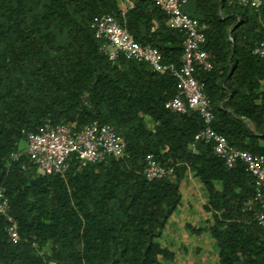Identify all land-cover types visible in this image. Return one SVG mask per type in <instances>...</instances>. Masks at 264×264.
<instances>
[{"label": "trees", "instance_id": "trees-1", "mask_svg": "<svg viewBox=\"0 0 264 264\" xmlns=\"http://www.w3.org/2000/svg\"><path fill=\"white\" fill-rule=\"evenodd\" d=\"M123 1L125 8L120 0H0V186L20 236L10 240L0 215V264H168L176 250L164 234L189 175L201 184L208 217L186 226L208 233L215 264H264V226L242 210L253 175L195 141L205 125L198 112L165 107L178 91L176 76L135 59L111 61L100 50L92 22L114 13L139 43L180 68L185 31L169 26L153 0ZM181 9L207 25L202 47L213 69L196 76L211 101V126L233 147L264 156V57L252 53L264 39V0L258 8L187 0ZM48 119L76 129L110 124L126 154L73 163L63 176L11 161L21 130L37 132ZM147 154L174 173L148 179Z\"/></svg>", "mask_w": 264, "mask_h": 264}, {"label": "built area", "instance_id": "built-area-1", "mask_svg": "<svg viewBox=\"0 0 264 264\" xmlns=\"http://www.w3.org/2000/svg\"><path fill=\"white\" fill-rule=\"evenodd\" d=\"M167 15V23L185 31L181 65L164 63L156 47L139 43L132 33L120 25L114 13H103L92 22L95 35L102 40L100 50L111 61L120 57L135 59L149 64L151 70L172 73L178 79V91L167 100L165 107L176 113L198 112L204 127L195 134V141H204L213 146L214 153L227 167L243 163L253 175L254 194L244 201L242 210L251 212L257 224L264 226V156H256L247 150L230 145L224 135L211 126L214 113L211 101L205 92V83L196 74L199 70L210 71L213 62L202 47L207 25L187 15L181 9L187 0H153ZM238 4L258 8L261 0H235ZM254 55L264 57V39L252 49ZM24 146L10 153L11 161H22V168L34 165L40 173L65 175L73 163L85 166L88 163L106 161L109 157H123L126 143L115 129L107 123L92 121L79 129L74 122L46 120L39 131L21 130ZM144 176L148 179L169 176L174 167L153 154L145 157ZM0 215L6 221L10 240H19L16 221L10 213V204L4 187L0 186Z\"/></svg>", "mask_w": 264, "mask_h": 264}, {"label": "rangeland", "instance_id": "rangeland-1", "mask_svg": "<svg viewBox=\"0 0 264 264\" xmlns=\"http://www.w3.org/2000/svg\"><path fill=\"white\" fill-rule=\"evenodd\" d=\"M120 1L121 6L125 8L124 1ZM24 145V142L20 143V146ZM181 188L183 201L171 221V227L175 228V231H168L167 236H164L165 243H169L177 253L176 262L168 264H215L216 246L208 233L194 234L186 226L187 223L193 226L205 224L208 217V213L203 209L206 198L201 184L191 175ZM178 243H182V246H178Z\"/></svg>", "mask_w": 264, "mask_h": 264}, {"label": "crops", "instance_id": "crops-1", "mask_svg": "<svg viewBox=\"0 0 264 264\" xmlns=\"http://www.w3.org/2000/svg\"><path fill=\"white\" fill-rule=\"evenodd\" d=\"M124 6H125V4H124ZM190 176H191V175H189V177H190ZM176 213H177V212H176ZM174 215H175V214H173V216H174ZM173 216H171L170 221H169V224H168V226H167V228H166V230H165V234H164V235H166V236H167V232H168V231H172V232L175 231V228H172V227H171V221H172V217H173ZM183 243H185V242H183ZM166 244H169V243H166ZM180 244H182V243H178L177 245H178V246H182V245H180ZM177 245H176V246H177ZM185 245H186V243H185ZM175 250H176V249H175ZM183 251H186V250L183 249ZM183 251H182V252H183ZM176 257H177V253H176ZM174 262H176V258H175Z\"/></svg>", "mask_w": 264, "mask_h": 264}]
</instances>
